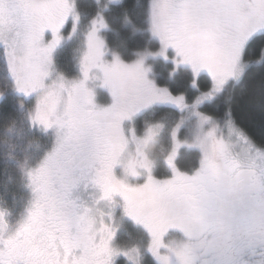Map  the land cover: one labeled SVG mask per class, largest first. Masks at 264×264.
Here are the masks:
<instances>
[{"label": "snow or ice", "instance_id": "obj_1", "mask_svg": "<svg viewBox=\"0 0 264 264\" xmlns=\"http://www.w3.org/2000/svg\"><path fill=\"white\" fill-rule=\"evenodd\" d=\"M84 18L78 0H0V99L39 134L16 162L18 210L0 197V264H264V145L231 108L257 45L264 63V0H96ZM112 23L148 46L125 59ZM157 58L194 93L161 86ZM165 109L178 118L141 125Z\"/></svg>", "mask_w": 264, "mask_h": 264}, {"label": "trees", "instance_id": "obj_2", "mask_svg": "<svg viewBox=\"0 0 264 264\" xmlns=\"http://www.w3.org/2000/svg\"><path fill=\"white\" fill-rule=\"evenodd\" d=\"M138 0H123L124 6L132 8ZM114 12H110L108 19L111 22V17L118 14L122 9L119 5H112ZM93 10V9H92ZM106 38L109 47L121 53L125 59H132L133 53L139 49L148 46L147 39L141 33L133 34L130 27L122 26L120 23H112V30L106 31ZM250 59L254 62L247 76L243 81L235 85L233 91V101L231 108L235 114L240 125L246 130L249 136L258 145H264V108L259 103V90L262 83H264V63H256L260 59V46L257 45L251 52ZM170 65L167 64L162 58L157 59L155 66L152 70V75L161 84L174 90L176 94L187 93L192 95L194 89L189 86L187 77L183 74L175 78H169ZM227 98L225 101L209 109L213 115H223L228 110ZM150 119H159L161 115L168 114L175 118L176 113L165 109L153 116ZM142 119V118H141ZM16 121V126L13 131H7V176L12 174L13 180L16 184L11 185L7 182V202L13 204V195L19 193L21 196L22 190L20 176H16L17 169L15 163L17 159H22L25 155H31V147L29 142L33 141L34 144L35 134L31 133L27 124L23 119V113L12 110L7 113V128L11 125L12 121ZM31 145V146H32ZM34 150V149H33ZM35 153V150H34ZM36 155V153H35ZM192 157H187L184 161L186 166H190ZM134 231V229H130Z\"/></svg>", "mask_w": 264, "mask_h": 264}, {"label": "rangeland", "instance_id": "obj_3", "mask_svg": "<svg viewBox=\"0 0 264 264\" xmlns=\"http://www.w3.org/2000/svg\"><path fill=\"white\" fill-rule=\"evenodd\" d=\"M105 2H107V0H105ZM78 3L80 5V9H81V12L84 13V23L85 25L87 24L88 22V19L90 17H92L96 11V0H78ZM112 7V5H111ZM93 9V10H92ZM106 35V33H105ZM107 40V38H106ZM76 42H69L68 44L65 45L63 51L61 52V66L62 68L67 72V74L69 76H72V75H75L76 74V60H75V48H76ZM113 51H116V50H113ZM117 52V51H116ZM157 59H160V58H157ZM156 60L154 61H150V63L152 64V70H153V67L155 66L156 64ZM14 98V96H12V99ZM100 98L101 100L104 99V94L103 92L101 91L100 93ZM16 100V98H15ZM13 110V108H12ZM151 117V114L150 113H145L141 118V125L143 124V121L144 120H152L150 119ZM175 118H178V114L175 116ZM258 145V144H257ZM31 155L32 156H35V153H34V150L32 149L31 150ZM17 162V160H16ZM16 162L15 163V168H16ZM17 169V168H16ZM13 174H16V176L19 175L18 171L16 173H13ZM18 174V175H17ZM10 181L9 183H11V185L13 184H16L15 183V180H13V175L10 174L6 177H0V187L2 188H6L7 187V182ZM23 192L21 193V196L19 197V193H16L15 195H13V197H15V200L16 201H22L24 197H26L27 195V190H22ZM12 201L14 202V200L12 199ZM7 204L9 206H11L14 210H18L19 208V205L17 203H9L7 202Z\"/></svg>", "mask_w": 264, "mask_h": 264}, {"label": "flooded vegetation", "instance_id": "obj_4", "mask_svg": "<svg viewBox=\"0 0 264 264\" xmlns=\"http://www.w3.org/2000/svg\"><path fill=\"white\" fill-rule=\"evenodd\" d=\"M14 95H8L3 99H0V177L7 178V113L12 111V108L16 111L22 112L17 104V98ZM16 98V100H15ZM23 113V112H22ZM39 134H35L34 144L30 149L35 150L37 154V142ZM0 197L7 202V187H0Z\"/></svg>", "mask_w": 264, "mask_h": 264}]
</instances>
